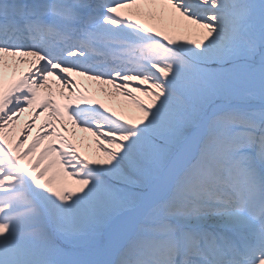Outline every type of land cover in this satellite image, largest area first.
Returning a JSON list of instances; mask_svg holds the SVG:
<instances>
[{
    "label": "snow or ice",
    "instance_id": "snow-or-ice-1",
    "mask_svg": "<svg viewBox=\"0 0 264 264\" xmlns=\"http://www.w3.org/2000/svg\"><path fill=\"white\" fill-rule=\"evenodd\" d=\"M0 264H264V0H0Z\"/></svg>",
    "mask_w": 264,
    "mask_h": 264
},
{
    "label": "bare ground",
    "instance_id": "bare-ground-1",
    "mask_svg": "<svg viewBox=\"0 0 264 264\" xmlns=\"http://www.w3.org/2000/svg\"><path fill=\"white\" fill-rule=\"evenodd\" d=\"M8 79H11V77H9ZM26 117H27V114H25L24 117H21V122H22L23 119H25ZM43 118H44L43 116H41L40 118H38L37 121H36V123H37V124L41 123L42 120H43ZM82 135H84V134H82Z\"/></svg>",
    "mask_w": 264,
    "mask_h": 264
}]
</instances>
